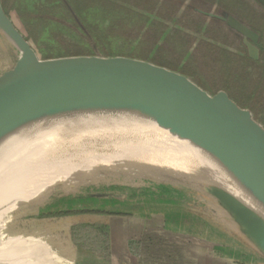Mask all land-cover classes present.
<instances>
[{"label":"rangeland","instance_id":"rangeland-1","mask_svg":"<svg viewBox=\"0 0 264 264\" xmlns=\"http://www.w3.org/2000/svg\"><path fill=\"white\" fill-rule=\"evenodd\" d=\"M5 1L7 13L44 59L122 55L147 60L188 75L210 94L227 91L264 126V6L258 0H241L242 6L212 4V0ZM222 8L236 13L260 32L258 60L249 56L241 34L211 14L220 13ZM13 52L11 47L9 57L14 56ZM1 56L6 59L7 55ZM169 140L174 147V139ZM195 149L158 151L154 156H148L150 152L128 157L98 154L93 165L79 162L73 163V169L52 167L37 174L30 188L0 199V264H93L90 256L96 258V254L75 247L79 238L74 236V229L68 236L65 223L59 222L64 218L74 222L75 215L69 214L75 212L52 216L57 223L49 226L54 227L50 231L43 217L48 212L89 208V198L82 201L75 196L98 185L107 183L109 189L104 191L118 194L126 177L127 189L135 195L140 191L145 197L154 190H170L167 186L223 188L217 173L204 168L209 164L204 160L209 153ZM154 196L157 199L150 198L151 203L142 210H166L165 200L159 198L161 193ZM101 207L111 209L117 205L110 202ZM234 247L243 251V257L245 253L253 259L260 256L255 250L252 254L245 244Z\"/></svg>","mask_w":264,"mask_h":264},{"label":"water","instance_id":"water-1","mask_svg":"<svg viewBox=\"0 0 264 264\" xmlns=\"http://www.w3.org/2000/svg\"><path fill=\"white\" fill-rule=\"evenodd\" d=\"M259 1L264 5V0ZM228 21L244 34L250 54L258 58L254 44L258 33L233 16ZM0 31L18 53L15 64L0 75V143L30 125L70 110L93 105L134 107L159 116L177 140L217 155L264 201V126L227 91L210 94L186 74L128 56L44 59L1 0ZM208 191L241 229L239 243L260 255L253 259L245 253L242 262L264 264V219L225 186ZM100 195L114 198L105 203ZM116 196L96 191L83 193L82 199H90L89 209L121 210L120 204L111 209L101 207ZM75 198L81 200L80 194ZM94 199L100 203L94 204Z\"/></svg>","mask_w":264,"mask_h":264},{"label":"crops","instance_id":"crops-1","mask_svg":"<svg viewBox=\"0 0 264 264\" xmlns=\"http://www.w3.org/2000/svg\"><path fill=\"white\" fill-rule=\"evenodd\" d=\"M1 2L5 8L6 1ZM210 3L225 6L243 4L241 0H212ZM220 12L233 14L244 21L227 8ZM11 47L0 31V75L18 58L16 50L13 52L15 57H9ZM260 53L259 48V56ZM2 54L7 55L6 59ZM122 180V188L113 203L133 204L131 209L111 211L93 207L83 209L81 206V210H75L76 214H69L75 215L74 222L69 218L59 220L65 223L64 230L68 236L74 229V236L79 238L75 247L79 245L81 252L96 254V258L90 256L93 264H244L241 249L234 247L241 240V229L228 215L226 207L208 190L167 186L169 192L161 190L159 197L165 200L166 210L150 207L142 210L151 203L150 198H156L154 195L160 193L154 190V194L145 197L137 191L135 195V191L127 189L126 178ZM106 189H109L107 183L96 186L95 190L90 189L89 193ZM79 194L83 200V193ZM101 198L106 203L114 197L107 195ZM93 203L99 204L100 200L94 199ZM52 216L56 215L50 212L43 217L48 231L54 228L50 225L57 223ZM227 247H230L229 251Z\"/></svg>","mask_w":264,"mask_h":264},{"label":"bare ground","instance_id":"bare-ground-1","mask_svg":"<svg viewBox=\"0 0 264 264\" xmlns=\"http://www.w3.org/2000/svg\"><path fill=\"white\" fill-rule=\"evenodd\" d=\"M163 124L167 123L143 109L93 105L30 125L0 143V199L30 188L44 170L73 169V163L79 162L93 165L98 154L128 157L150 152L147 155L154 156L158 151L199 149L177 140ZM169 137L174 139V147L168 143ZM205 156L209 164L204 168L216 172L223 186L264 219V201L246 181L217 155L210 152Z\"/></svg>","mask_w":264,"mask_h":264},{"label":"flooded vegetation","instance_id":"flooded-vegetation-1","mask_svg":"<svg viewBox=\"0 0 264 264\" xmlns=\"http://www.w3.org/2000/svg\"><path fill=\"white\" fill-rule=\"evenodd\" d=\"M259 1V0H258ZM260 2V1H259ZM261 3V2H260ZM262 4V3H261ZM263 5V4H262ZM264 6V5H263ZM221 13V12H220ZM216 17H218L219 19H221V20H225L226 21V24L230 27V29H232V30H234V31H236L237 33H239V34H241L242 35V37H243V43L245 44V46H246V48H247V51H248V54H249V56L253 59V60H258L259 58H260V56L258 55V58H255V57H253L251 54H250V51H249V48H248V46H247V44L245 43V36H244V34L242 33V32H240L239 30H237L236 28H234L231 24H229V18L231 17V16H233V17H235L236 19H238L235 15H233V14H229V15H223V14H219V13H216L215 12V14H214ZM240 17V16H239ZM238 20H240V19H238ZM241 22H243L244 24H246L247 26H249L251 29H253L254 31H256L257 33H258V35H259V38H258V40L257 41H255L254 42V44L257 46V48L259 49L260 48V45H259V42H260V39H261V35H260V32L255 28V27H253L250 23H248L246 20H240ZM260 50H261V48H260ZM62 215H65V214H57V216H62Z\"/></svg>","mask_w":264,"mask_h":264},{"label":"trees","instance_id":"trees-1","mask_svg":"<svg viewBox=\"0 0 264 264\" xmlns=\"http://www.w3.org/2000/svg\"><path fill=\"white\" fill-rule=\"evenodd\" d=\"M71 212H75L74 210H66V211H58L56 213H53V215H57V214H66V213H71Z\"/></svg>","mask_w":264,"mask_h":264}]
</instances>
